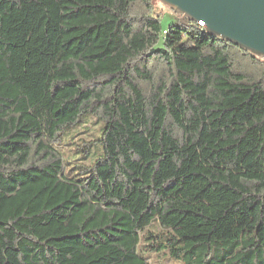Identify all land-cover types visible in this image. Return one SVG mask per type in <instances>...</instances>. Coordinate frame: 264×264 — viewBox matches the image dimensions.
<instances>
[{
  "label": "trees",
  "instance_id": "trees-1",
  "mask_svg": "<svg viewBox=\"0 0 264 264\" xmlns=\"http://www.w3.org/2000/svg\"><path fill=\"white\" fill-rule=\"evenodd\" d=\"M156 3L0 0V264H264V59Z\"/></svg>",
  "mask_w": 264,
  "mask_h": 264
},
{
  "label": "water",
  "instance_id": "water-1",
  "mask_svg": "<svg viewBox=\"0 0 264 264\" xmlns=\"http://www.w3.org/2000/svg\"><path fill=\"white\" fill-rule=\"evenodd\" d=\"M212 36L264 59V0H159Z\"/></svg>",
  "mask_w": 264,
  "mask_h": 264
},
{
  "label": "rangeland",
  "instance_id": "rangeland-1",
  "mask_svg": "<svg viewBox=\"0 0 264 264\" xmlns=\"http://www.w3.org/2000/svg\"><path fill=\"white\" fill-rule=\"evenodd\" d=\"M154 15L161 16L162 23L166 28H168L171 24L178 23V19L181 16L179 13L173 11L161 2L156 3ZM88 118L89 117H86L85 120ZM84 132H86L85 128L81 125H77L65 133L59 147L65 159L73 161L79 158H86L83 162L87 164L94 160L101 146L98 142H93L95 139L87 136ZM87 142H90V144L87 145Z\"/></svg>",
  "mask_w": 264,
  "mask_h": 264
},
{
  "label": "built area",
  "instance_id": "built-area-1",
  "mask_svg": "<svg viewBox=\"0 0 264 264\" xmlns=\"http://www.w3.org/2000/svg\"><path fill=\"white\" fill-rule=\"evenodd\" d=\"M201 27H204V26H202V25H200ZM165 34V33H164Z\"/></svg>",
  "mask_w": 264,
  "mask_h": 264
}]
</instances>
